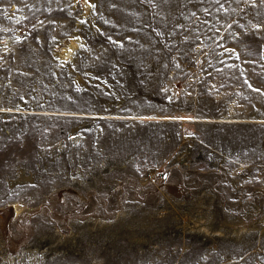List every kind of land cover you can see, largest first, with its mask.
Segmentation results:
<instances>
[{"label":"rangeland","instance_id":"obj_1","mask_svg":"<svg viewBox=\"0 0 264 264\" xmlns=\"http://www.w3.org/2000/svg\"><path fill=\"white\" fill-rule=\"evenodd\" d=\"M0 264H264V0H0Z\"/></svg>","mask_w":264,"mask_h":264}]
</instances>
